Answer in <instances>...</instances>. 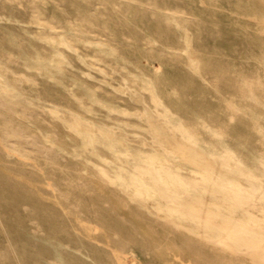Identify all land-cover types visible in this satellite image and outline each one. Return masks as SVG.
Returning <instances> with one entry per match:
<instances>
[{
  "label": "rangeland",
  "instance_id": "rangeland-1",
  "mask_svg": "<svg viewBox=\"0 0 264 264\" xmlns=\"http://www.w3.org/2000/svg\"><path fill=\"white\" fill-rule=\"evenodd\" d=\"M57 50L67 66L56 62ZM20 53L47 56L58 72L49 79L29 70L17 58ZM0 71V81H15L31 101L59 108L80 124H104L133 151H157L160 164L175 179V172L186 178L191 191L196 190L195 177L186 174L191 168L209 173L226 189L236 184L229 171L181 158L175 138L150 121L151 113H142L143 102L148 111H166L201 141L221 146L224 140L231 157L221 156L231 169L240 161L255 174L257 163L264 171V0H0ZM83 87L89 92L85 97ZM73 96L89 110L79 109ZM99 101L121 111L106 112ZM6 109L0 115L15 130L4 133L6 143L0 133V181H11L10 191L0 188V264H264V246L240 248L225 232L216 238L175 223L157 213L159 205L145 198L151 191L142 186L130 189L129 196L108 180L110 170L101 174L93 165L103 166L100 156L109 157L103 146L89 162L73 150L81 144L73 127L64 129L32 108ZM23 113L33 123L22 121ZM40 130L50 131L53 139L47 140L58 148L47 144ZM19 134L27 140L20 141ZM147 161L134 170L151 179L166 207L201 215L225 231L223 213H206L182 187L174 186L176 192L167 187L155 163ZM205 186L210 196H218L213 186ZM247 187L244 183L242 190L254 204L245 207L262 215L257 207L264 200ZM226 203L233 212L234 202Z\"/></svg>",
  "mask_w": 264,
  "mask_h": 264
},
{
  "label": "bare ground",
  "instance_id": "bare-ground-1",
  "mask_svg": "<svg viewBox=\"0 0 264 264\" xmlns=\"http://www.w3.org/2000/svg\"><path fill=\"white\" fill-rule=\"evenodd\" d=\"M62 45L69 47L67 41L64 38L62 39ZM17 58L23 61L26 68H28L29 70H35L46 78L51 79L50 77H52L55 72H58L55 66H51L52 60L47 56H30L27 54L20 53L17 54ZM55 60L60 65L62 64L64 66H67V64H69L66 56H64L62 52H59V50H57L55 53ZM59 79L60 78L58 77H54L52 79L54 81L52 82L56 86L62 88V92L64 91L68 94L69 89H67V87H65L66 85L64 84V82L60 81ZM14 82L15 81H10V79L6 77L4 80L0 81V110H7L6 108H8L12 111H21L26 110L28 108H32L38 113H41L46 117L52 118L58 124V126L63 127L64 129H67L68 127H73L76 130L74 131V133H78V138L81 142V144L74 146L73 150H76L85 162H89L88 157L91 156L90 154H92V152H95L99 155V147L103 146L102 148H104L108 152L109 157L101 155L100 157L103 158L105 161L103 166L99 164L93 165L101 174H105L106 172H108L107 170H110L109 172L112 174V176L109 175L108 180L111 183L117 185L119 188H121V190H123L127 194L130 189L133 190L142 186V188L151 191L149 193H145V198L155 206L159 205V207H157V213L161 216L169 215L175 223L182 224L184 227L197 232L200 230L202 232L205 231L206 233H209L216 238L218 232H225L236 242V244L240 248L255 245L264 246V202L260 204L259 207H257L258 210H261L263 212L262 215H258L252 212L251 210H248L245 207L244 203L248 202L250 204H254V202L252 197L249 195L250 193L246 194L242 190L243 184L245 183L248 185V187L255 189L258 192L260 198L264 200V171L260 169V164L257 163V174H255L251 170L247 169V167L245 169L244 165L240 161H236L234 163L233 169H231L229 165L225 164V158L221 156L222 153L225 152V157H231L229 155L230 148L224 140H221V142L223 143V145L221 146H215L216 143L214 145L213 141H201V138H199V136L188 134L182 124L173 116L167 114L166 111L159 109H155L154 111L151 108L148 111L145 108V103L143 102L144 110L142 113H151L152 120L150 121H153L157 125L163 127L169 132L172 137L175 138H173L174 141H176L175 145L180 147V149H182V153H184L181 158L183 157L184 159H187L188 157H190L196 159L200 161L204 167H207L211 170L229 171V174L232 173L231 177L229 178H231V181L236 184L235 188L226 189L225 186H223L224 184H220L221 182L219 180L218 181L220 183L213 178L214 176L212 177L209 173L205 171L193 170L191 168L189 171L187 169L188 172H186L188 179H193V177H195L194 186L196 187V190L191 191L189 190V188L190 185L192 186V184H190L186 178L182 177L180 173L175 172L174 174L177 177L175 179L173 177V174L170 172V169L160 164L159 161H162V157L160 158L159 153L157 151L154 153V155H146L137 151H133L124 145L125 143L122 137H113L112 134L109 133L108 130H106L104 124H95L93 123V121L88 120L87 122L89 123L80 124V122L74 121L72 119V116L62 115V112L59 108L45 105L43 103H40L39 100L31 101L28 97L24 95V93L20 89H18ZM141 86L144 90L149 93L150 99L153 102L154 107L158 106L159 100L155 97L149 82L142 79ZM55 90V94H53V96L58 94L57 89ZM128 91L132 98L142 101L140 94L130 88H128ZM80 93L83 97H85L86 94H88L89 92L83 87ZM72 98L77 103V107L79 109L89 110L87 108L88 106H86L77 97L73 96ZM96 104H100L106 112L121 111V109H119L118 107L108 105L100 101ZM73 113H75V111ZM23 114L24 115H21V117L19 116L22 121L33 123L26 113ZM3 118H6V116L4 114L0 115V133L3 132V134L1 133V135L3 136L2 140L4 143H6L7 137L4 133L11 132L14 127L10 124L11 122L5 123ZM114 125L120 127L118 122H114ZM23 131L24 130L22 129L21 132ZM40 133L42 135L43 140L47 144L54 148H58L56 142L54 143L55 145H53V141L52 143H50L51 141L49 142V140H47V138L49 137L53 139V135L50 131L40 130ZM178 136H181L182 141L177 139ZM18 138L22 142H25L27 140L23 134H19ZM153 139L161 141V139H158L155 136H153ZM199 142H203V147H200L198 145ZM61 150H64L65 152V149ZM253 158H256V156ZM147 159L150 161H147ZM145 160L150 163H155L154 169L157 170L155 172L161 175V180L166 183V186L168 185L167 187H170L172 190L175 191L174 186L179 185L180 187H182L181 189L183 190V192L186 193V195L190 198L193 204L205 206L204 209H206V213H215L217 215H219V213H223V216L226 217L225 221L227 222L225 231L223 228H219V226L217 227L213 223L208 222L206 218L202 217L201 215L195 213L193 214V212L191 214L190 212H186L184 209L173 205H168L166 207L164 205V203L166 202L165 199L161 195L156 194L153 188H151L152 185L149 181L151 179L143 177L139 174V172L134 170L135 164H141ZM241 176H244V178H241ZM177 179L182 180L185 183L182 182L179 184L177 183ZM198 179H200L201 182L203 181L204 185H201L198 182ZM242 179H245L244 183ZM138 182L140 183L138 184ZM208 184H210V186H213L218 196H210V194L213 192L205 189V185L208 186ZM0 188L2 190L10 191L11 181L7 180L6 178V185L0 181ZM128 195L131 196L130 194ZM132 196L135 197L136 195L132 193ZM227 200H232V205L234 202L235 206L233 212L229 211V205L226 203ZM196 223H200L201 228L198 227ZM249 233L254 234V238H249ZM55 254L57 259H61V256L57 251H55Z\"/></svg>",
  "mask_w": 264,
  "mask_h": 264
}]
</instances>
